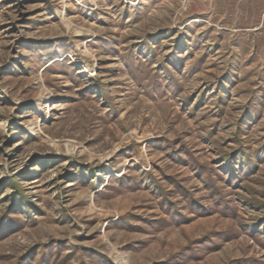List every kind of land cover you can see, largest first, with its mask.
I'll return each instance as SVG.
<instances>
[{
  "label": "rangeland",
  "instance_id": "1",
  "mask_svg": "<svg viewBox=\"0 0 264 264\" xmlns=\"http://www.w3.org/2000/svg\"><path fill=\"white\" fill-rule=\"evenodd\" d=\"M0 264H264V0H0Z\"/></svg>",
  "mask_w": 264,
  "mask_h": 264
}]
</instances>
